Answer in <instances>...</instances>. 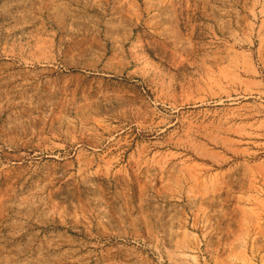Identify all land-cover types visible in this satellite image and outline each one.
<instances>
[{
	"label": "rangeland",
	"instance_id": "obj_1",
	"mask_svg": "<svg viewBox=\"0 0 264 264\" xmlns=\"http://www.w3.org/2000/svg\"><path fill=\"white\" fill-rule=\"evenodd\" d=\"M88 12L0 0V264H264V17L251 47L238 30L250 64L176 105L133 80L130 44L119 76L85 66Z\"/></svg>",
	"mask_w": 264,
	"mask_h": 264
},
{
	"label": "crops",
	"instance_id": "obj_2",
	"mask_svg": "<svg viewBox=\"0 0 264 264\" xmlns=\"http://www.w3.org/2000/svg\"><path fill=\"white\" fill-rule=\"evenodd\" d=\"M84 5L90 34L98 35L93 37L85 66L91 69V61L99 54L101 74L119 76L116 72L124 61L121 51L130 44L133 80L152 86L165 102L176 105L188 98L214 96L213 81L221 64L230 75L239 62L250 64L251 52L247 50L242 59L235 53L238 30L243 29L245 47H251L252 19L264 17V0H84ZM263 26L262 21L259 34H264ZM259 43L264 47L261 36ZM187 65L196 66L201 76L198 89L190 95L182 83ZM237 81L251 89L249 77ZM138 97L145 98L142 93Z\"/></svg>",
	"mask_w": 264,
	"mask_h": 264
}]
</instances>
